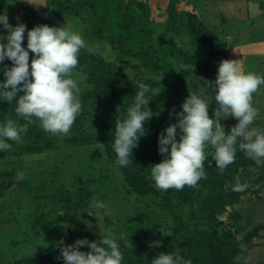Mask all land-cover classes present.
<instances>
[{
  "label": "trees",
  "instance_id": "16d2710c",
  "mask_svg": "<svg viewBox=\"0 0 264 264\" xmlns=\"http://www.w3.org/2000/svg\"><path fill=\"white\" fill-rule=\"evenodd\" d=\"M1 1L17 4L21 9L19 19L27 26L26 32L36 25L37 11L18 0ZM207 1L218 9L220 5L233 0H170L164 7L166 20L163 23L151 17V0H48L44 11L70 16L73 20L70 24L80 33L84 29L90 30L91 39H84L85 47L80 50L78 65L74 69L86 75L91 89L79 94L82 111L63 138L45 132L35 117L32 123L25 121L15 112V99L7 102L0 98V122L12 119L19 124H27L22 142L10 141L12 147L0 152V164H11L13 167L6 169L0 165V223L5 216L14 213L17 206V200L8 198V191L15 185L37 202H51L55 203L54 206L63 202L64 207H71L77 196V187H87L93 182L87 177L93 171L90 160L100 161L105 156L117 168L114 179L105 176V189H118L116 185L121 184L124 192L112 191L115 197L121 198L127 194L139 202L116 221L115 230H112L121 246L122 264H150L159 252L174 250H179L185 258H191L192 264H242L237 257L252 247L253 238L264 229V224L247 228L245 216L233 207L246 191L233 190L232 185L239 183L238 179L245 183L246 176H252L253 168L262 169L258 178L264 179V164L256 165L237 149L235 160L221 171L212 160L214 149L209 145L205 149L204 161L207 175L198 181L197 186L185 185L182 189L162 191L150 179L152 164L163 158L158 152V134L169 125L168 120L172 116L167 106L193 89L195 83L192 77L196 73L200 74L203 82L204 78L214 81L219 62L227 59V33L221 32L224 23L213 24L212 28L202 17L208 15L209 10L211 15H215ZM182 3L186 4V9H178ZM260 6L264 8V0L260 1ZM218 13L217 10L216 15ZM220 20L226 22L223 14ZM218 26L221 27L217 29ZM0 31L7 32V29ZM26 32L22 41L24 46L27 43ZM199 44L206 49V57L200 56L202 61L197 67L195 56H199ZM97 46L109 47L110 54L105 56L99 49L94 51ZM111 54H114V59L108 58ZM31 56L30 51L29 62ZM135 64L139 70L135 69ZM3 65L11 66V61L6 59ZM146 72L154 73L160 79L148 77L144 83L160 87L161 90L149 100L148 106L153 116L144 124L145 133L133 149L131 163L119 166L115 163L116 153L112 148L115 122L125 117L128 106L134 100L137 81H141V76ZM2 79L4 77L0 74ZM187 79H190L189 82ZM205 91L211 101L209 116L213 117L217 107L215 87L209 85ZM232 118L227 119L226 132L237 123ZM253 126L264 130V120H255ZM89 146L92 147L90 155L80 154L78 157L82 165L72 171L73 179H65L67 173L63 165H68L67 160L73 159L79 149ZM46 152H53L56 159L51 166H43L39 170L22 169L19 173L15 170L13 165L18 158ZM17 174L19 181L12 180ZM117 175L118 179L115 177ZM74 193L75 198L72 197ZM227 207L234 209L228 213V224L223 225L219 217ZM160 212L171 220V229L162 228ZM33 214L28 213L27 219H31ZM6 221L9 222L8 219ZM61 230L64 234L59 236L56 232V236L50 240L47 238L46 245L34 251L32 256L21 259L7 256L4 259L10 260L11 264H64L60 249L55 244L57 241L62 239L65 245L84 237L93 241L84 223H72L66 230ZM236 234H242V238L237 239ZM104 235L95 241L99 242ZM155 240H159L160 244L150 246V241ZM79 250L87 252L89 248L81 245Z\"/></svg>",
  "mask_w": 264,
  "mask_h": 264
},
{
  "label": "clouds",
  "instance_id": "9594fccd",
  "mask_svg": "<svg viewBox=\"0 0 264 264\" xmlns=\"http://www.w3.org/2000/svg\"><path fill=\"white\" fill-rule=\"evenodd\" d=\"M26 28L19 18L13 26L6 12H0V29H7L6 33L0 31V65L6 59L11 61V66L0 68L4 77L0 80V98L7 102L15 99V112L29 123L34 122L35 117L45 132L68 134L82 111L80 88L73 70L78 65L85 40L67 22L61 26L37 24L27 32ZM25 32L26 46L22 44ZM209 85L215 87L214 100L217 102L213 117L209 116V101L190 93L182 102L181 111L175 113L176 122L158 134V152L163 158L152 164L150 179L162 191L182 189L185 185L197 186L207 175L204 161L209 145L214 149L212 160L221 171L235 160L237 149L256 165L264 164V130L253 126L259 109L252 103V94L264 85V76L242 71L236 61L223 59L219 62L215 80L204 78V85L199 87L206 90ZM160 90V87L137 81L134 100L125 117L115 122L112 148L117 165L131 163L133 149L145 133L144 124L153 116L149 100ZM228 116L235 118L237 123L226 132L220 120ZM26 130L27 124L12 119L0 122V152L12 147L10 141L22 142ZM246 186L237 183L232 188L242 191ZM93 204L100 208L104 206L99 200ZM159 244V240L150 241V246ZM81 245H87L89 251L79 250ZM57 246L64 264H122L123 261L120 243L111 230L106 231L99 242L84 237L65 245L61 239ZM150 264H192V260L182 256L179 250L162 251L151 259Z\"/></svg>",
  "mask_w": 264,
  "mask_h": 264
},
{
  "label": "rangeland",
  "instance_id": "374dc122",
  "mask_svg": "<svg viewBox=\"0 0 264 264\" xmlns=\"http://www.w3.org/2000/svg\"><path fill=\"white\" fill-rule=\"evenodd\" d=\"M169 1L170 0H151V17L155 18L157 22L163 23L166 20V11L164 7ZM260 1L261 0H233L220 5L218 9H214L212 4H210L211 2L207 1L209 9L214 10L215 15H211L209 10V14H204L202 17L212 28L214 27L211 26L213 24L224 23L221 32L224 31L227 33L225 36L228 47L227 59L236 61L237 66L242 71H252L264 76V8H261ZM0 7L2 8L0 12H6L9 18V23L13 26L17 23V18H21V9L17 4L0 0ZM178 9H186V4H179ZM217 10L219 13L216 15ZM199 14L201 15L200 10ZM221 14L225 16L226 22L220 20ZM66 22L72 23L73 20L70 19V16L65 17L64 15L56 13L50 14L46 11H38L36 13V25L46 23L49 26H61ZM220 27L221 26H218L217 29ZM81 35L84 39L86 38V41H88V38L91 39L90 30L84 29V31L81 32ZM198 47L199 56L198 54L195 56L197 67L202 61L200 60V56L206 57V53L204 54L206 51L204 46L199 44ZM103 48V46H97L94 48V51L99 49L104 55L107 53L110 54L108 52L110 51L109 47ZM108 58L114 59V54H111ZM134 67L139 70L137 64H135ZM144 74L146 76L143 75L140 78L143 82H145L148 77L156 80L160 79V77L154 73L146 72ZM73 75L78 80L80 93L91 89L84 73L74 69ZM137 76H139L138 73ZM192 78L195 83L193 89L184 93L180 96L179 100L172 102L167 106V111L172 114L168 120L169 124L176 122L177 117L175 113L181 111V104L190 93L202 96L209 101V106L211 105V101L207 98L208 96L205 89L199 87L203 86L202 84L204 83L200 74L196 73ZM189 80L190 79H187V82H189ZM252 95V103L259 109L258 117L255 120H264V85H261ZM230 117L231 116H228L227 118H222L220 120L224 127L227 125V119ZM217 118L220 119L221 117ZM232 119L237 122L235 118ZM58 135L61 138L65 137L64 134ZM177 139H179V136H177ZM91 149L92 147L90 146L87 147V149H79V153L75 154L73 159L67 160L69 164L63 165L64 170L67 173L65 179H73L72 171L78 170L80 165H82L79 164V155L82 154L83 156H89ZM52 153L53 152H46L24 156L18 158L16 162L17 164L14 163L13 166L18 173L22 172V169L26 171L39 170L43 166H51L53 164L56 159ZM90 159L91 158H89V160ZM90 162L93 163V171L87 175V177L94 183L91 182L86 185L87 187L83 185L77 187V196L75 198L76 194H73L72 197L75 199L69 208L64 207L63 202L57 203L55 206V203L51 202H37V200H34V198L27 194L25 190L18 188L17 185L13 186L8 191V198H13L15 201L17 200V206L15 207L14 213L5 216L4 221L0 223V264H11L10 260L4 259L7 256H13L16 259L32 256L34 251H37L38 248H42L46 245L47 238L50 240L57 234L59 236L60 234H64V231L61 229L64 228V230H66V227L72 223H84L90 230L91 239L97 240L99 236L106 233V231L115 230L116 221L119 218H123L127 211H131L133 206L139 204V202L135 200V197L128 196L127 194V196L124 195L121 198L115 197L112 191L116 190L124 192L121 184L116 185L118 189H105L103 184L105 176L109 177L108 179H114V175L117 174V168L111 165L105 156H103L100 161L90 160ZM0 165L1 168H13L11 164L8 166L6 164ZM261 171L262 169L253 168L250 173L252 176H246L245 184L247 186L242 190L246 192L241 194L240 202L233 206L240 210L245 216L244 222H248V229L254 224H264V179L258 178ZM15 176L19 175L17 174ZM80 177L81 176H79V178ZM115 177L118 179V175ZM238 181L241 183V179H238ZM86 197H88V200H86ZM4 199L6 200V196ZM97 200L103 201L104 206L102 208L94 206L93 202ZM1 206L2 204H0V208ZM233 207H227L224 214L219 217V219L223 221V225L228 224V213L234 209ZM36 211H41L43 214ZM31 212L35 213L31 215L33 219H27L26 215ZM161 214L162 212H160V215ZM45 215L47 217H45ZM163 215L164 214L161 215L162 228L171 229L173 227L171 220L165 218ZM7 219L11 222L10 224L6 221ZM48 222L50 223L49 225L47 224ZM57 228H59V230H56ZM236 237L237 239H241L242 234H236ZM57 243L58 241L55 244ZM251 243L252 247L247 252H244L237 257V261L242 264L263 263L264 229L259 231V235L254 237Z\"/></svg>",
  "mask_w": 264,
  "mask_h": 264
},
{
  "label": "water",
  "instance_id": "95a60500",
  "mask_svg": "<svg viewBox=\"0 0 264 264\" xmlns=\"http://www.w3.org/2000/svg\"><path fill=\"white\" fill-rule=\"evenodd\" d=\"M18 1H20L24 6L30 7L36 11H42L47 6V0H44L43 3H39L37 2V0H18ZM19 179H20L19 176L12 177V180L14 181H19Z\"/></svg>",
  "mask_w": 264,
  "mask_h": 264
}]
</instances>
